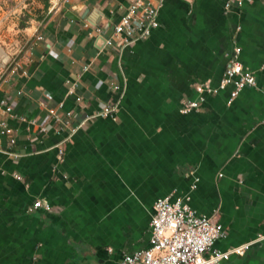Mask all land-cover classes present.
I'll use <instances>...</instances> for the list:
<instances>
[{"label":"crops","instance_id":"1","mask_svg":"<svg viewBox=\"0 0 264 264\" xmlns=\"http://www.w3.org/2000/svg\"><path fill=\"white\" fill-rule=\"evenodd\" d=\"M52 1L31 28L28 74L0 85L16 136L10 146L0 134L1 264H122L149 248L154 202L185 195L226 230L215 248L252 243L222 264H264V0L229 9L226 0H163L160 27L125 48L105 43L133 0ZM235 47L256 86L231 105L229 89L205 95L183 114L198 84L219 85ZM42 102L63 103L74 126L105 105L118 110L86 121L60 161L65 135L21 122L47 123ZM37 199L53 211L29 212Z\"/></svg>","mask_w":264,"mask_h":264},{"label":"built area","instance_id":"2","mask_svg":"<svg viewBox=\"0 0 264 264\" xmlns=\"http://www.w3.org/2000/svg\"><path fill=\"white\" fill-rule=\"evenodd\" d=\"M58 1L66 2L68 0ZM245 1L226 0L225 6L228 9L233 6L241 7ZM162 3L163 0H133L114 26L113 34L106 40L105 45L118 44L121 48H125L149 38L152 32L160 27L158 17ZM36 40L41 41L43 37L38 34ZM240 54L241 48L235 47L219 85L212 86L209 82L198 84L196 91L200 97L197 100L184 101L180 111L183 114H188L198 110L205 100V95H216L227 89H229L227 103L231 105L242 90L256 86L255 73L242 64ZM18 71L24 75L28 74L22 68L21 63H16L11 73ZM76 88L77 83H72L68 93L75 94ZM76 101L80 104L82 98L77 97ZM41 105L46 106L43 102ZM46 109L47 123L40 124L35 119L24 117L21 118V122L37 126L42 134L53 131L57 135H65L57 145L58 159L63 161L65 145L86 121L93 118L114 117L118 107L111 104L105 105L100 111L92 116H87L76 126L73 125V111L64 110L63 103L57 107H47ZM0 110L3 114V118L0 120V134L8 139L10 146H13L16 143L15 131L8 123V118L13 117V106L6 100H2ZM14 177L22 179L16 173ZM193 188H196V184L193 185ZM41 208L47 212L53 211L52 205L41 199H37L28 208V211L32 212ZM150 228L149 248L124 255L122 264H222L224 261H228L232 255L243 256L252 244L245 243L227 251L215 248L218 240L227 238V232L223 225L212 217L199 214L191 206L190 195L179 196L175 199L171 197L158 198L153 204ZM263 239L264 237L260 236L258 240Z\"/></svg>","mask_w":264,"mask_h":264},{"label":"rangeland","instance_id":"3","mask_svg":"<svg viewBox=\"0 0 264 264\" xmlns=\"http://www.w3.org/2000/svg\"><path fill=\"white\" fill-rule=\"evenodd\" d=\"M49 9L45 0H0V48L7 55L4 62L0 58V85L15 64L28 57L34 40L31 28L46 20Z\"/></svg>","mask_w":264,"mask_h":264},{"label":"trees","instance_id":"4","mask_svg":"<svg viewBox=\"0 0 264 264\" xmlns=\"http://www.w3.org/2000/svg\"><path fill=\"white\" fill-rule=\"evenodd\" d=\"M49 1H50V0H45V8H46V9H48V7H49Z\"/></svg>","mask_w":264,"mask_h":264},{"label":"water","instance_id":"5","mask_svg":"<svg viewBox=\"0 0 264 264\" xmlns=\"http://www.w3.org/2000/svg\"><path fill=\"white\" fill-rule=\"evenodd\" d=\"M67 15H70L71 17H74V16L71 14V12H68Z\"/></svg>","mask_w":264,"mask_h":264}]
</instances>
